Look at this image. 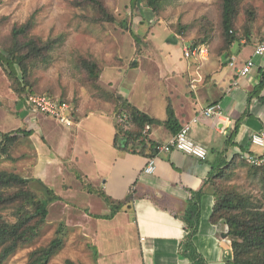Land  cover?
<instances>
[{
  "label": "crops",
  "instance_id": "obj_1",
  "mask_svg": "<svg viewBox=\"0 0 264 264\" xmlns=\"http://www.w3.org/2000/svg\"><path fill=\"white\" fill-rule=\"evenodd\" d=\"M157 25L167 33L163 40L156 39V25L142 29L143 52L135 48L134 56H121L123 63L106 67L100 81L153 119L167 121L169 105L179 128L198 117L189 137L208 149L207 159L161 153L155 172L147 174L152 152H127L115 143L113 103L97 109L72 105L75 124L66 127L48 116L32 115L24 102L37 129H30L27 137L34 141L36 155L32 179L61 198L52 206H66V226L94 246L97 264H227L233 258L232 241L225 222L211 221L216 197L210 179L232 162L241 166L246 154L264 155L250 143L252 134L264 131V56L254 55L264 23L261 33L250 34V40L243 36L228 51L219 44L208 46L203 59L185 58L181 37ZM233 58L236 68L230 65ZM249 60L254 67L240 76L239 68ZM198 74L202 81L193 89L191 81ZM213 104H220L231 119L226 130L199 114ZM175 134L156 125L148 139L164 144ZM125 201L121 209H113ZM195 228L192 257L185 245Z\"/></svg>",
  "mask_w": 264,
  "mask_h": 264
},
{
  "label": "rangeland",
  "instance_id": "obj_2",
  "mask_svg": "<svg viewBox=\"0 0 264 264\" xmlns=\"http://www.w3.org/2000/svg\"><path fill=\"white\" fill-rule=\"evenodd\" d=\"M101 1L115 16L116 22L95 23L94 11L81 6L78 0H2L0 52L10 46L14 26L25 23L32 15L35 23L31 35L42 41L51 40L55 43L47 60L38 63L33 69L35 94L59 98L75 108L84 105L87 109H97L104 106V102H111L89 83L86 73L79 67V58L93 57L99 63L102 73L111 64L123 63L121 56H134L135 48L136 53L143 52L146 43H141L139 52L133 34L142 39V29L148 26L156 25L157 32L159 31L157 41L163 40L167 34L157 25L163 24L181 39L190 42L200 41L205 32L203 26L208 25L214 31L207 45L212 48L215 44L222 43L220 0H166L160 14L156 15L150 11L132 9L131 0ZM240 1L238 27L243 28L247 24L248 13L251 11L255 12L257 26L264 23V0ZM153 19L156 21L151 24L150 20ZM100 84L103 86L101 81ZM29 118L24 99L18 96L13 82L0 65V133L30 129L36 131V125ZM33 142L20 136L11 157H0V172H13L32 179L36 156ZM229 171L227 185L234 186L235 190L248 194L254 200L262 198L264 186L260 181L261 176L256 177L249 165L239 166L237 162ZM33 188L43 192L42 186L37 182L33 183ZM64 208L66 206L61 204L52 206L42 235L31 245L9 257L5 264H25L30 252L50 243L60 224H66ZM98 257L94 246L71 228L64 249L49 264H67V261L97 264Z\"/></svg>",
  "mask_w": 264,
  "mask_h": 264
},
{
  "label": "trees",
  "instance_id": "obj_3",
  "mask_svg": "<svg viewBox=\"0 0 264 264\" xmlns=\"http://www.w3.org/2000/svg\"><path fill=\"white\" fill-rule=\"evenodd\" d=\"M78 1L81 6L94 11L93 21L95 23L116 22L115 16L101 0ZM165 1L131 0V8L138 11H150L156 15L160 14ZM1 2L2 0H0V4ZM240 5V0H220L222 11L221 51H228L232 46L238 45L243 36L250 40V34L261 33L262 27L257 26L255 12L252 11L248 13L247 24L243 28L238 27ZM34 23V15H32L25 23L15 25L10 36V46L4 52H0V65L13 82L16 93L24 101L26 95L35 94L32 82L34 67L38 63L46 61L55 46L51 40L42 41L31 35ZM211 26L213 25L211 24ZM203 27L205 32L201 40H194L197 45H207L214 31L212 27L208 28V25ZM133 36L137 43V50L140 52L141 43L144 42L143 36L141 35L142 39L138 35L133 34ZM263 40L264 37L260 42ZM79 62V67L86 73L89 83L114 105V117L117 122L115 143L121 150L136 153L139 149L140 154L143 155L149 150L152 152L150 156L153 157L157 145H154L148 136L142 139L146 125H165L174 133H178L180 128L171 105L168 106L167 121L153 119L118 92L101 86L102 69L93 57H80ZM132 66H136V64H132ZM263 84L264 79L261 82V85ZM124 114L128 115L129 120L120 123ZM32 133L31 130L0 133V157L10 158L20 135L29 137ZM236 163L232 162L210 179L216 197L211 221L213 223L223 221L229 227L228 234L232 241L233 258L227 264H264V189L262 198L254 200L248 194L235 190L234 186L227 185L229 170ZM245 164L246 162L243 161L242 165ZM250 171H253L256 177L261 176L260 181L264 186V169L250 166ZM36 182L42 186L43 192H38L33 188V183ZM60 199L52 189L45 187L38 180L26 178L13 172H0V264H5L9 257L18 250L31 245L42 235L43 227L48 221L50 208ZM127 203L128 201L120 202L113 206V209L119 210ZM195 231L196 228L189 233L185 245L186 254L187 252L192 253V257L195 252L191 241ZM69 234L70 228L65 223L60 224L50 243L30 252L25 264H49L64 249ZM67 264L75 263L67 261Z\"/></svg>",
  "mask_w": 264,
  "mask_h": 264
},
{
  "label": "built area",
  "instance_id": "obj_4",
  "mask_svg": "<svg viewBox=\"0 0 264 264\" xmlns=\"http://www.w3.org/2000/svg\"><path fill=\"white\" fill-rule=\"evenodd\" d=\"M183 43V56L187 59L195 58V59H203L204 55H208L209 47L208 45H197L193 46L191 44H187L184 39ZM255 56L262 57L264 56V40L259 41L255 47ZM232 67H237L236 58H233L230 64ZM254 61L249 60L246 64H244L241 68H239L240 76H247L252 68L254 67ZM202 81V77L200 74L197 75L195 79L191 81V88H195L197 84ZM26 106L32 115H45L50 118L55 119L59 124L66 127H73L75 124L74 120V110L72 105L66 101L60 100L59 98L52 97L47 94H28L25 97ZM199 114L204 118L211 120L214 122V125L221 126L224 130H226V126H231V119L224 112L223 107L220 104H213L205 109H202ZM128 115L124 114L123 118L120 119V123H124L128 121ZM198 122V117L193 118L192 121L185 123L181 126L180 130L177 134H175L167 143L157 144L156 146V156L151 157L149 162L145 168V172L147 174H153L156 170V157L161 153H170L172 151H179L199 160H206L208 157V149L196 142H194L189 137V132L191 130L192 124ZM151 130V125H146L143 137L148 136ZM250 143L252 146L263 149L264 150V131L257 132L251 135ZM140 153L138 149L136 151ZM243 159L249 166L263 168L264 169V155H257L254 153L246 154Z\"/></svg>",
  "mask_w": 264,
  "mask_h": 264
}]
</instances>
